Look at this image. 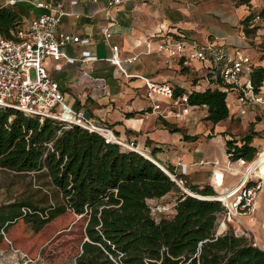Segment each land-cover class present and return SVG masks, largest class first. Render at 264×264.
Returning <instances> with one entry per match:
<instances>
[{"label": "crops", "instance_id": "0c3cea01", "mask_svg": "<svg viewBox=\"0 0 264 264\" xmlns=\"http://www.w3.org/2000/svg\"><path fill=\"white\" fill-rule=\"evenodd\" d=\"M51 1L64 4L67 15L59 33L75 41L64 47L67 58L48 59L45 64L71 107L108 124L122 141L133 142L164 168L172 167L187 185L210 186L221 194L244 182V162H233L227 154L226 141L232 138L227 133L236 139L239 131L244 136L254 134L253 146L263 149V154L264 110L255 107L239 117L231 110L229 121L213 125L205 120L207 107L170 108L172 101L163 98L161 109H154L143 77L169 82L184 93L200 85L205 90L216 87L210 63L159 51L162 44L178 39L218 45L230 55L241 52L253 59L254 69L264 67V18L249 25L254 30L250 34L244 24L249 16L264 11V0H139L111 11L106 9L109 0ZM26 8L29 15L20 16L22 21L43 12L27 4ZM113 45L118 46L128 75L110 62ZM235 119L241 125H232ZM167 123L181 131H172ZM173 194L151 202H162ZM241 221L250 229L255 246L264 250V183L256 211ZM219 225L221 233L233 230L232 225Z\"/></svg>", "mask_w": 264, "mask_h": 264}, {"label": "trees", "instance_id": "16d2710c", "mask_svg": "<svg viewBox=\"0 0 264 264\" xmlns=\"http://www.w3.org/2000/svg\"><path fill=\"white\" fill-rule=\"evenodd\" d=\"M252 18L244 21L248 34L254 31L248 29ZM19 19L13 8H0V33L8 36ZM252 82L258 91L264 87V67L253 71ZM183 93L175 89V97ZM227 98L226 91L207 88L190 93L187 103L207 107L205 120L217 125L231 118ZM227 134L232 136L226 141L231 161L251 164L261 155L253 146L254 134L239 139ZM0 167L37 172L56 191L55 202L46 206L33 196L1 205L0 244L23 221L50 223L72 211L87 218L77 264H264V250L247 237L217 232L225 213L220 201L183 193L152 160L79 126L0 108ZM186 186L203 196L219 194L210 186ZM176 192L175 215L153 216L151 201Z\"/></svg>", "mask_w": 264, "mask_h": 264}, {"label": "built area", "instance_id": "2783aa9c", "mask_svg": "<svg viewBox=\"0 0 264 264\" xmlns=\"http://www.w3.org/2000/svg\"><path fill=\"white\" fill-rule=\"evenodd\" d=\"M129 1L139 0H109L106 9L118 10L121 5ZM20 3H25L32 9H41L43 12L29 20H20L14 28L10 29L8 36L0 33V108L14 109L26 115L41 118H51L66 124L67 127L76 125L100 134L107 142L119 144L125 149L136 150L133 142L122 141L108 124L88 116L83 110L71 107L66 101L60 84L48 71L46 61L48 59L60 61L67 58L64 47L75 41L71 35L59 33L62 20L67 15L64 4L51 0H0V8L16 6ZM110 20L113 23L116 22L113 16ZM262 20L260 14H257L250 24L255 25ZM105 36L109 39L111 33L108 31ZM151 43V41L146 43L147 52L151 50ZM188 47L192 48V52H187ZM112 51L110 62L128 75L118 46L113 45ZM159 51L170 57L199 59L213 65L215 88L228 93V106L236 116H244L255 107L264 110L263 87L259 91L254 87L252 73L255 69L250 56L241 52L230 55L218 45H199L187 39L164 43ZM134 60H136L135 57L130 62ZM143 79L154 109H161L160 99L163 98L172 101L170 108L173 106L190 108L187 103L188 97L195 90L175 97V88L169 82H156L147 77ZM196 90H205V87L200 85ZM164 169L180 188H184V181L181 178L178 179L177 174L170 172L167 168ZM253 173L246 175L244 182L234 189L226 200H218L225 208L219 223L224 226L232 225V231L236 236L247 238L251 236V231L243 224L241 218L256 211L257 199L264 183L261 176H255ZM185 192L189 194L187 190ZM218 195L199 196V198L212 201ZM169 209L170 207L166 205L152 206V215L159 217Z\"/></svg>", "mask_w": 264, "mask_h": 264}, {"label": "rangeland", "instance_id": "374dc122", "mask_svg": "<svg viewBox=\"0 0 264 264\" xmlns=\"http://www.w3.org/2000/svg\"><path fill=\"white\" fill-rule=\"evenodd\" d=\"M11 8L20 16L29 15L25 3ZM19 21L20 19L17 22ZM231 124L239 126L241 120H232ZM240 133L241 131L236 134L239 138L244 136V133ZM258 150L262 154L263 149ZM250 165L245 162L241 165L245 174ZM186 185L184 182V188H180L183 193L189 189ZM179 195L176 192L173 198L168 197L158 203L152 202V206H169V211L160 216L172 218L176 213L175 206ZM23 196H33L40 205L46 206L55 202L56 191L54 186L37 172L19 174L0 167V206ZM175 197L177 198L174 199ZM86 226V216L77 215L72 211H68L50 223H43L37 218L23 221L4 235V240L0 244V264H77L82 244L87 239ZM220 230L218 224L217 232ZM220 234L223 233L220 232ZM248 239L255 245L253 236H249Z\"/></svg>", "mask_w": 264, "mask_h": 264}, {"label": "bare ground", "instance_id": "6f19581e", "mask_svg": "<svg viewBox=\"0 0 264 264\" xmlns=\"http://www.w3.org/2000/svg\"><path fill=\"white\" fill-rule=\"evenodd\" d=\"M168 171V170H167ZM257 173L259 175H261V177H264V153L261 154L260 156H258L255 161L253 163H251V165L249 166L248 170H247V175L251 174V173ZM255 173V174H256ZM254 174V175H255ZM246 179V178H245ZM187 192L192 195V196H196V197H199V194L198 193H195L193 191H191L190 189H187ZM231 192L233 191H230L228 193H224L220 196H215L217 200H226V198L231 195Z\"/></svg>", "mask_w": 264, "mask_h": 264}, {"label": "water", "instance_id": "95a60500", "mask_svg": "<svg viewBox=\"0 0 264 264\" xmlns=\"http://www.w3.org/2000/svg\"><path fill=\"white\" fill-rule=\"evenodd\" d=\"M135 151H137V152H139L140 154H142L143 156H145L146 158H148V159H150V160H152L153 162H155V160H153V158L151 157V155H145L144 153H141V151H139V149L138 148H136V150ZM148 156V157H147ZM156 163V162H155ZM162 170H164L165 171V169H164V167L163 166H161L160 164H158V163H156ZM166 172V171H165ZM167 173V172H166ZM168 174V173H167ZM169 175V174H168ZM190 195V194H189ZM192 196V195H191ZM198 198V197H197ZM212 201H218L217 199H214V200H212Z\"/></svg>", "mask_w": 264, "mask_h": 264}]
</instances>
